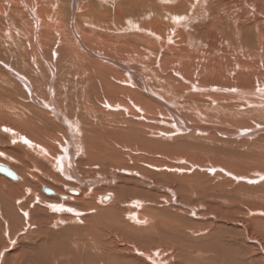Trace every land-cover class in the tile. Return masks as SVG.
<instances>
[{
  "label": "bare ground",
  "instance_id": "bare-ground-1",
  "mask_svg": "<svg viewBox=\"0 0 264 264\" xmlns=\"http://www.w3.org/2000/svg\"><path fill=\"white\" fill-rule=\"evenodd\" d=\"M0 145V264H264V0H0Z\"/></svg>",
  "mask_w": 264,
  "mask_h": 264
},
{
  "label": "rangeland",
  "instance_id": "rangeland-1",
  "mask_svg": "<svg viewBox=\"0 0 264 264\" xmlns=\"http://www.w3.org/2000/svg\"><path fill=\"white\" fill-rule=\"evenodd\" d=\"M7 52V51H6ZM9 52V51H8ZM10 52H12V51H10ZM15 53V52H14ZM68 86H67V92L66 91H63L62 89H60L59 88V92H58V96H57V99L59 100H67V103L68 104H75L78 100H79V98H80V96H81V93H79L80 92V86H78L77 84H75L74 82H73V79L72 78H70V77H68ZM72 82V83H71ZM78 87H77V86ZM69 88H70V91H69ZM73 88V90H71ZM61 90V91H60ZM74 91V92H73ZM76 92H78V93H76ZM65 94V96H64V94ZM63 94V95H62ZM75 94V95H74ZM78 94V95H77ZM68 95L70 96V98L68 99ZM62 96V97H61ZM61 97V98H60ZM66 97V98H65ZM71 101V102H69V101ZM75 101V102H74ZM0 146H4V145H0ZM4 147H7L6 149H8V148H12V146H10L9 147V144H6V146H4ZM7 167V166H6ZM10 170V169H9ZM12 173H15V172H13V170H10ZM16 175V174H15ZM44 186L45 187H43V189H45V188H47L48 190L51 188V189H53V187L51 186L50 187V185L48 186V181H44ZM50 189V190H51ZM44 192V191H43Z\"/></svg>",
  "mask_w": 264,
  "mask_h": 264
},
{
  "label": "water",
  "instance_id": "water-1",
  "mask_svg": "<svg viewBox=\"0 0 264 264\" xmlns=\"http://www.w3.org/2000/svg\"><path fill=\"white\" fill-rule=\"evenodd\" d=\"M0 173L6 175L10 179H13V180L16 179V175L14 173H12L9 169L5 168V167H0ZM44 192L45 193H49L47 190H44Z\"/></svg>",
  "mask_w": 264,
  "mask_h": 264
},
{
  "label": "snow or ice",
  "instance_id": "snow-or-ice-1",
  "mask_svg": "<svg viewBox=\"0 0 264 264\" xmlns=\"http://www.w3.org/2000/svg\"><path fill=\"white\" fill-rule=\"evenodd\" d=\"M231 91L235 92L236 89H231ZM137 111L139 112V111H141V110H140V109H137ZM141 118H142V117H141ZM257 127H260V125H257ZM4 131H5V132H8L9 129L5 128ZM24 143H25V144H30V141H28L27 139H25V140H24ZM0 155H2V153H0ZM249 183H252V181H249ZM52 207L55 208V205H52ZM67 211H72V210H71V209H67Z\"/></svg>",
  "mask_w": 264,
  "mask_h": 264
}]
</instances>
